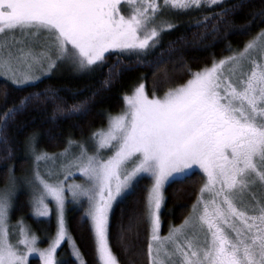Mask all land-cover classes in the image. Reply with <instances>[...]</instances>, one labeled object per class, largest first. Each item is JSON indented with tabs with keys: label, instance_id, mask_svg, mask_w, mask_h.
I'll return each mask as SVG.
<instances>
[{
	"label": "snow or ice",
	"instance_id": "snow-or-ice-1",
	"mask_svg": "<svg viewBox=\"0 0 264 264\" xmlns=\"http://www.w3.org/2000/svg\"><path fill=\"white\" fill-rule=\"evenodd\" d=\"M122 3L0 0V36H12L0 42V74L14 86L35 87L60 63L91 73L104 66L107 56L115 55L104 81L107 86L121 57L135 56L141 61L157 45L160 34L176 26L172 15L201 13L195 26L203 29L202 36L219 34L222 27L249 35L253 26L264 25V2L258 10L253 5L240 25L234 17L248 6V0H127L126 15L121 12ZM165 13L169 18H164ZM37 37H43L38 48ZM163 63L155 62L158 69ZM189 72V79L162 96L149 98L144 83L125 94L123 110L108 117L106 128L91 133L92 155L84 143L67 142L59 154L61 160L74 146L79 147V154L67 165L61 162V168H75L86 185L65 187L64 180L49 183L34 170V180L42 189L33 196L34 214L49 216L48 198L57 214L47 247L36 246L38 237L29 234L22 220L18 221L19 239L9 242L7 222L16 184L15 176L9 175L0 189V264H28L30 253H38L41 264H63L56 258L62 242L84 264L66 225V193L77 203L81 198L88 202L85 217L97 264H118L109 244L110 210L145 174L152 182L144 209L132 210L127 231L149 226V264H174L177 257L178 264H264V27L232 55ZM164 79H168L166 71ZM59 91L49 87L28 92L5 109L0 116V144L7 143L9 121L30 106L38 110L52 104L54 114L79 112L81 104L63 107ZM34 140L35 134L25 140L34 163L55 162L56 154L36 153ZM102 150H111V155L103 158ZM192 166H198L205 177L192 211L161 237L162 189L170 180L188 178Z\"/></svg>",
	"mask_w": 264,
	"mask_h": 264
},
{
	"label": "trees",
	"instance_id": "trees-1",
	"mask_svg": "<svg viewBox=\"0 0 264 264\" xmlns=\"http://www.w3.org/2000/svg\"><path fill=\"white\" fill-rule=\"evenodd\" d=\"M262 2L264 0H248V6L234 17L235 23H245L247 12L253 10V5L258 10ZM201 15L198 12L172 15L170 19L176 26L163 31L157 45L141 61L135 56L121 57L120 63L112 69V78L107 86L104 81L109 66L116 60L115 55L107 56L104 66L91 73H76L69 67L58 65L49 75L43 76L35 87H17L0 78V116L28 92L43 91L49 87L60 90L65 109L73 104L82 105L79 112L55 114L52 104L41 105L38 110L30 106L9 121L6 129L7 143L0 144V189L5 187L9 175L18 179L30 168L33 153L26 148L25 140L31 134H35L36 152L44 151L48 154L63 151L69 140L84 142L91 133L106 125L110 115L119 112L123 96L131 93L134 87L144 83L148 95H163L168 88L185 82L190 77L189 70L195 72L208 67L214 60L239 50L259 31V27H264L253 26L249 35L237 34L231 28L225 31L222 27L219 34L202 36L203 29L195 26ZM164 18H169L167 13ZM158 59L165 62L159 65V69L155 64ZM117 71L119 75H116ZM164 71L167 72V81L164 79ZM10 169L14 171L10 173ZM202 181V174L192 171L183 181L172 180L167 183L160 211L161 234L181 224L189 215ZM149 185L150 178L144 175L132 192L119 199L110 211L109 244L118 264H149V226L141 225L139 229L133 227L131 232L127 231L132 210L142 212L144 209ZM14 192L9 213L10 224L22 220L30 232L38 237V246H46L56 228L55 217L52 214L47 218L34 217L31 214L28 189L17 188ZM84 209L82 203L67 202L65 221L84 264H97ZM56 258L63 264H78L67 242L58 248ZM28 264H40V261L30 258Z\"/></svg>",
	"mask_w": 264,
	"mask_h": 264
},
{
	"label": "rangeland",
	"instance_id": "rangeland-1",
	"mask_svg": "<svg viewBox=\"0 0 264 264\" xmlns=\"http://www.w3.org/2000/svg\"><path fill=\"white\" fill-rule=\"evenodd\" d=\"M120 8H121V12H122V14H125V15L128 14L129 6H128V4H127V0H124V3H122V4L120 5ZM16 35L18 36L19 33H16ZM4 39L12 40V36H11V35H8V36H0V42H2ZM36 40H37V44L35 45V47L38 48V47H39V42L43 40V37H37ZM17 46H18V45H17ZM232 54H233V53H232ZM232 54H230V55H232ZM230 55H228V56H230ZM226 57H227V56H226ZM224 58H225V57H224ZM217 61H219V60H217ZM58 65H64V66H66V67H69L72 71H74V72H76V73H83V72H78V71L74 70L73 67H71V66H70L69 64H67V63H60V64H58ZM58 65H57V66H58ZM57 66H56L54 69H56ZM210 66H211V65H210ZM210 66H208V67H210ZM51 72H52V71H50V72H46L44 76H46V74L49 75ZM39 74H40V72L37 71V75H39ZM0 78L6 79V80H8L9 82H11L10 79H8L7 77H5L3 74H0ZM189 78H190V77H189ZM189 78H188V79H189ZM145 93H146V95H148L147 92H146V89H145ZM129 94H131V93H129ZM148 96H149V98H151L150 95H148ZM160 96H162V95H160ZM123 108H124V102H123L122 107H121V109L119 110L118 113H120V112L123 110ZM118 113H117V114H118ZM107 122H108V119H107ZM107 122H106V125H105L104 127L98 128L97 130L106 128V127H107ZM97 130H96V131H97ZM94 132H95V131H94ZM82 143H84V144L86 145V150H87L88 154H89V155H92V154H93V151H94V141L92 140L91 136H89V138H88L86 141L82 142ZM78 144H79V143H77V145H78ZM64 151H65V149H64L63 151H59L58 153H54V154H56V156H57V159L55 160V162H53L52 160H48V161H40V162H38V164H37V163H34V156H33L32 164H31L30 168L27 170V172H25V173L23 174L22 177L16 179V184H15V187H16V188L14 189V191H15L17 188H23V187L26 188V189H28V192H29V193H28V196H29V204H30V208H31V214H32L34 217H37V218H47V217H49V216H46V217H39V216H36V215L34 214L33 205H32L33 196H34V194H35V195H38L39 192L42 190V189H41V186H40V184H39V182L34 180V170H37V169H38V171H39L41 177H42L43 179H45L46 181H48L49 183H55L57 180H64V181H65V187H66L68 184H73V183H75V184H84V185L87 184V182L85 181V178H84V177H83V176H82V175H81V174H80L75 168H73V169H71V170H69L67 167H65V168H63V169L61 168V162H63L64 165H67L68 162H69V160H70L73 156L79 154V147H77V146L72 147V149H71L69 155L66 156V157H64V158H63V161H62L61 158H60V156H59V154H60V153H63ZM36 153L39 154V152H36ZM49 155H52V154H49ZM100 155H101L103 158H107V156L111 155V150H102V152L100 153ZM69 171H70V174H68V175L66 176L65 173H66V172H69ZM192 171H198L200 174H202V177H203V181H202V183H201V185H202L203 182H204V180H205V177H204V174H203L202 170L199 169L198 166H192V168H191V172H192ZM145 176H147V175L145 174ZM28 180H33L34 183H33L32 185H29L28 183H26V181H28ZM170 181H172V180H170ZM170 181L166 182L165 186H166L167 183H169ZM151 182H152V181H151V179H150V185H151ZM150 185H149V187H150ZM201 185H200V187H201ZM165 186H164V188L162 189V194H163V192H164ZM14 193H15V192H14ZM257 194H259V192H258ZM196 199H197V198H196ZM81 200H82L81 203L84 205V208L86 209L87 206H88V202H87L86 198H81ZM117 201H118V200H117ZM117 201H116V202H117ZM45 202L48 204V207H49V215L52 214V215L55 217V220H56V222H57V214H56V209H55V205H54V203L51 201L50 198L46 199ZM67 202H68V203H77V202L73 201V200L71 199V197L68 196L67 193H66V204H67ZM116 202H114V204H115ZM66 204H65V206H66ZM114 204H113V206H114ZM162 204H163V202H162ZM161 208H162V207H161ZM85 209H84V212H85ZM64 211H65V209H64ZM110 211H111V210H110ZM160 211H161V210H160ZM191 211H192V209H191ZM249 214H251V213H249ZM159 217H160V212H159ZM7 224H8L7 232H8V239H9V242H10V243H15V242L19 239V227H18V223L15 224V222H13L12 224H10L9 219H8ZM23 224H24V223H23ZM24 225H25V224H24ZM179 225H180V224H179ZM25 226H26V225H25ZM26 227H27V226H26ZM175 227H176V226H175ZM172 228H174V227H172ZM149 231H150V229H149ZM29 234H32V233L30 232ZM168 234H169V231H168L167 233L161 234V232H160V230H159V235H160L161 237H165V236H167ZM63 243H64V242H62V244H63ZM17 246L20 247V248H23L22 245H17ZM36 246H37L38 248H45V247H47V245L44 246V247H40V246H38V244H37ZM68 246H69V245H68ZM69 249H70V247H69ZM70 252H71V250H70ZM71 255H72V254H71ZM72 257H73V256H72ZM30 258H37V259L40 261V264H41V260H40V257H39V254H38V253H30V254H29V257H28V260H29ZM73 258H74V257H73ZM74 259H75V258H74ZM178 260H179L178 257L175 258L174 264H178ZM77 263L80 264V261H77Z\"/></svg>",
	"mask_w": 264,
	"mask_h": 264
}]
</instances>
